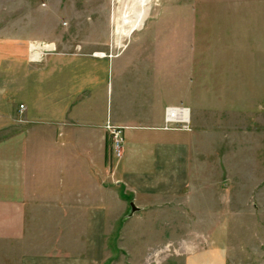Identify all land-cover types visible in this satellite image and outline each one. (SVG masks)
Returning a JSON list of instances; mask_svg holds the SVG:
<instances>
[{"label":"crops","instance_id":"obj_1","mask_svg":"<svg viewBox=\"0 0 264 264\" xmlns=\"http://www.w3.org/2000/svg\"><path fill=\"white\" fill-rule=\"evenodd\" d=\"M201 4L213 7L207 14L223 29L241 31L239 45L255 42V60L264 61V0ZM5 30L0 22V264H102L106 239L118 245L125 228L126 253L143 252L129 248L146 238L153 253L172 248L187 254L184 264H224L230 254L226 203L216 202L220 208L213 211L205 191L224 199L230 188L221 185H232L237 175L238 185H264L256 156L248 182L235 161L242 151L230 148L235 141L264 140V112H257L264 111L263 100L239 104L226 119L217 118L214 127L224 133L215 138L200 126L208 122L194 111L192 89L186 97L183 89L167 97L165 72H135L134 61L125 69L115 60L127 45L109 55L63 51L54 44L55 51L34 62L27 45ZM238 77L233 83L243 88ZM167 107L187 108L191 129L164 130ZM248 108L261 130L250 137L232 135L231 118ZM107 125L121 129L120 157L113 153ZM215 214L224 217L221 224H214ZM119 221H124L120 230ZM71 223H78L77 255H65L71 253L65 247L52 256L55 249L37 245L39 238L66 244Z\"/></svg>","mask_w":264,"mask_h":264},{"label":"rangeland","instance_id":"obj_2","mask_svg":"<svg viewBox=\"0 0 264 264\" xmlns=\"http://www.w3.org/2000/svg\"><path fill=\"white\" fill-rule=\"evenodd\" d=\"M204 1L0 0V22L6 23L4 32L8 38L21 39L27 47L31 42H40L55 44L63 51L77 50L93 54L107 50L109 55H116L127 45L125 52L115 60L121 61L125 69L128 62L134 61L135 72H165L167 97L174 99L182 89L186 97L185 92L192 89L194 111L208 122L200 126H204L216 138L224 133L223 127H214L219 123V118L226 119L239 104L252 106L255 98H261L264 102V93L258 94L262 88L260 82L264 85V61L255 60V42L248 46L237 43L241 31L223 29L221 23H215L213 17L207 14L213 7H207V4L201 6L200 3ZM140 13L146 14L143 20L146 26L142 28V25L139 30L137 28L129 34L131 21ZM133 36L135 39L128 42ZM145 38L151 42H142ZM243 56L249 60L236 59ZM129 68L132 69V64ZM238 76H241L243 88H237L238 85L233 83L238 82ZM228 82H232V85ZM189 97L192 95L189 94ZM257 112L260 115L264 111ZM255 114L251 108L242 117L235 114L231 118V129L227 131L232 135L255 136V132L261 130ZM219 145L222 146L218 143L216 151L222 153ZM230 148L234 152L242 151L241 158H235L236 165L241 163L244 178L248 182L253 181L255 156L256 167L262 166L264 169V140L256 142L248 138L235 141ZM236 182H239V175L232 180V185H221L223 189L230 188L224 192V199L214 190L205 191V198L213 206L209 207L213 211L220 208L216 202L226 203L223 214L229 225L227 240L230 254L224 264H264V185H238ZM211 198L214 202H210ZM261 202L262 206L259 205ZM195 216L194 226L198 224H195ZM214 216V224H221L224 217ZM123 225L124 221H119L118 230ZM70 232L66 244L62 242L61 246L55 243L56 239L48 238L37 239V245L55 249L56 254L52 256L59 255L57 252H62L65 247L71 252L65 255H77L80 248L77 244L78 223H71ZM120 233L118 245L114 242L116 239H106L109 246H106L102 264H184L187 254L174 253L172 248L153 253L155 248L150 249L143 243L148 240L146 238H139L129 248L143 252L126 253V228ZM6 262H9L8 258Z\"/></svg>","mask_w":264,"mask_h":264},{"label":"built area","instance_id":"obj_3","mask_svg":"<svg viewBox=\"0 0 264 264\" xmlns=\"http://www.w3.org/2000/svg\"><path fill=\"white\" fill-rule=\"evenodd\" d=\"M54 44H44L38 42H31L28 44V54L31 61H38L39 58L44 54L55 51ZM23 106L20 105V110ZM109 131L112 150L116 157H120L122 152V132L120 128H116L112 125H107ZM164 130H189V117L188 109L184 107H167L164 111Z\"/></svg>","mask_w":264,"mask_h":264},{"label":"bare ground","instance_id":"obj_4","mask_svg":"<svg viewBox=\"0 0 264 264\" xmlns=\"http://www.w3.org/2000/svg\"><path fill=\"white\" fill-rule=\"evenodd\" d=\"M146 1V0H145ZM138 2V1H137ZM147 13V12H146ZM146 17V14H142L140 13L138 16H136V18L134 20H132L131 22H133L131 25H130V29H129V34L136 30L137 28L139 29L142 24H143V20L145 19ZM128 34V33H127Z\"/></svg>","mask_w":264,"mask_h":264},{"label":"water","instance_id":"obj_5","mask_svg":"<svg viewBox=\"0 0 264 264\" xmlns=\"http://www.w3.org/2000/svg\"><path fill=\"white\" fill-rule=\"evenodd\" d=\"M131 208L134 210L135 208H134V206L131 204Z\"/></svg>","mask_w":264,"mask_h":264}]
</instances>
